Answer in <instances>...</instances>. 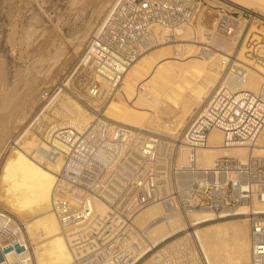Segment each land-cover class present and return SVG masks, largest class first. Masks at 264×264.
<instances>
[{
  "label": "built area",
  "instance_id": "2783aa9c",
  "mask_svg": "<svg viewBox=\"0 0 264 264\" xmlns=\"http://www.w3.org/2000/svg\"><path fill=\"white\" fill-rule=\"evenodd\" d=\"M210 10L205 0H116L66 85L92 120L85 126L63 123L58 101L50 98L29 124L39 142L37 158L61 165L52 209L78 264H139L144 257L130 246L141 234L135 219L153 204L165 209L159 219L204 211L216 220L242 215L239 208L246 204L250 264H264V156L223 157L210 166L199 161L200 151L213 147L215 129L223 133V147L258 144L264 131V72L258 90L245 88L252 64L225 53L219 82L180 132L171 121L172 132L153 131L118 123L106 113L128 69L147 51L177 43V27L201 24L206 38L196 40L206 54L220 51L211 41L215 37L242 38V20L225 9L207 27ZM20 143L14 139L9 146ZM183 150L188 161L180 165ZM186 174L192 180L183 186L179 178ZM96 203L106 212L99 213ZM19 230L0 207L1 264H31L30 249L17 239ZM17 244L24 250L6 258L4 251L17 252ZM190 264H211L199 243Z\"/></svg>",
  "mask_w": 264,
  "mask_h": 264
},
{
  "label": "bare ground",
  "instance_id": "6f19581e",
  "mask_svg": "<svg viewBox=\"0 0 264 264\" xmlns=\"http://www.w3.org/2000/svg\"><path fill=\"white\" fill-rule=\"evenodd\" d=\"M224 1L226 3L231 2L232 5L242 10H253L258 17L264 18V0ZM187 34L191 36L194 42H197L196 39L199 37L200 39L206 38L201 24L198 25V28L193 29L184 25L175 29L177 42ZM211 41L222 51L230 52V54L232 53L231 50L236 47V38L234 37L218 36ZM247 44H250V47ZM242 45V49L240 47V50L233 51V55L253 66L243 87L258 90L262 82L261 73L264 72V32L254 29L249 31L245 43ZM197 47L185 42L176 45L162 44L136 61L128 69L122 84L117 88L113 102L111 101L109 110L106 112L107 115L110 117L112 113L121 112L127 120L140 124V127L153 131L172 132L168 126L161 128L163 119L167 118L168 121L174 122V132H180L184 129L195 109L199 107L216 85L223 69L224 55L216 52L206 54ZM56 77L54 75L50 78L53 84L58 80ZM70 80L71 74L64 77L51 102L58 101L62 109L58 116L63 123H77L80 126H85L92 120V115L77 100L64 92V88ZM171 81L173 83L169 85ZM51 82L47 83L51 84ZM5 88L3 81L0 85V100L4 99V101H0V108L2 106L3 109L10 105L7 102L10 98L3 94L6 91ZM178 93L182 95V98L177 99ZM124 101H127L129 106L136 105L138 110L123 109ZM35 105L36 99L34 97L32 101H28L21 109L19 108L18 115L15 111V117L11 114L5 116L3 115L5 110L4 112L1 110L0 207L10 213L22 214L27 217L24 220L25 217L22 216L29 240H25V237L22 236L25 232L21 234V230L17 231V239L27 244L30 249L31 264H78L72 255L60 222L52 209L53 190L57 182L56 172L60 170L61 165L55 162L44 164L37 158L34 152L39 142L31 131L25 132V139L21 141L17 149L8 150L10 151L9 154L5 151L4 155L1 156L5 137L9 134L12 126L14 123L17 126L26 124L31 118ZM145 120H149L151 125L143 124ZM135 127H139V125ZM17 138L14 139L17 140ZM263 141L260 140L253 147H223V133L215 129L210 133V142L213 147L201 150L199 161L204 166H210L216 159L223 157H238L247 160L250 156H264ZM187 161L188 152L183 150L179 156V164H186ZM191 180V176L187 174L179 178L183 186L188 185ZM160 205H150L140 212V219L143 221L148 219V224L142 231L148 243L145 247L138 249L135 243L131 246L139 257H145L161 242L179 232L186 231L188 232L186 233L188 241L178 245L176 248V250L179 249L178 255L170 257V254H177L178 251L170 250L167 253L164 250L161 254L154 256L156 258L155 264L192 263L195 258L196 243L202 246L211 264H250L247 218L238 221H219L211 227L208 224L216 221V219L213 214L204 211L189 213L188 220L179 212L168 213L164 218L159 219L165 214L164 207L162 206V209ZM96 207L99 213L106 212V207L103 204L96 203ZM247 211V205L242 204L239 213L243 215ZM153 234L159 235L153 238ZM190 243H194L193 248H188ZM186 246L187 250L184 249ZM15 255H20V253L11 250L6 253V258H12Z\"/></svg>",
  "mask_w": 264,
  "mask_h": 264
},
{
  "label": "rangeland",
  "instance_id": "374dc122",
  "mask_svg": "<svg viewBox=\"0 0 264 264\" xmlns=\"http://www.w3.org/2000/svg\"><path fill=\"white\" fill-rule=\"evenodd\" d=\"M205 1L211 7L208 14L207 27L213 25V21L222 9L232 12L233 15L242 20V23L244 24L243 36L240 40H236V47L231 50V54L237 49L240 50V47L242 49V44L245 43L249 31L254 29L264 32V18L258 17L253 10H242L235 5H232L231 2L227 1L228 3H226V1L223 2V0ZM115 2L116 0H0V85L4 81L6 91L3 92V94L11 99H8L7 102H9L10 105L6 109H3L1 106L0 113L1 110L2 112L5 110L3 115L8 116L11 114L15 117V111L16 115H18L17 111L19 108L21 109L28 101H32L34 97L36 99L35 109L31 114L29 121L23 126H17L14 123L9 134L5 137L1 156L4 155L5 151L9 154L10 151L8 150L18 148V146H9L14 138L21 137L22 134V138H17V140L20 139L19 142H21L25 139V132H30L29 124L32 119L37 112L47 104L48 100L56 94L64 77L69 74L72 75L76 70V67L80 63L83 51L92 34L104 22ZM196 28H198V26ZM186 36H183L182 40L177 43H172V45L185 42L194 44L199 48V44L194 42L189 34ZM198 40L203 41L205 39H200L199 37ZM214 45L217 46L215 43ZM249 45L250 44H247L248 47H250ZM154 49L155 48L147 51L144 55ZM216 53L225 55L226 52L220 49V51ZM54 75H56V78L58 79L54 82L55 84L51 82L52 79L50 80ZM220 78L221 75L217 79V82H219ZM47 82H51V84ZM172 83V81L169 82V85ZM68 85H70V82ZM64 92L77 100L85 108L76 97L70 94L66 87L64 88ZM179 93L176 96L177 99L182 98V95H179ZM114 97L115 94L111 100L112 102ZM2 100L4 101V99H1L0 101ZM111 101L109 106L111 105ZM57 105V103L54 104V106ZM17 106L19 107L16 109ZM136 107V105H127V101L123 102V109L138 110ZM108 108L107 111L109 110ZM110 117L118 123L131 126L139 125L140 127V124L127 120L121 112L112 113ZM164 119L161 128L167 126L168 120L167 118ZM143 124L151 125L149 120H145ZM260 140H264V131ZM160 206L163 209L162 205ZM8 213L13 217L15 224L21 226V234L25 232L22 234V236L25 237V240H29L26 229L24 228V220H26L27 217L22 214L16 215L10 212ZM140 215V213L137 215L135 222L139 228H141V234L138 235L136 241L130 243V246H133L134 243L137 244V249L145 247L148 243L142 233L145 226L148 224V219L143 221L140 219ZM189 215H184V218L188 220L190 217ZM22 216H24L25 219ZM244 218H246L245 215H239L226 219H219L218 221L216 220L208 224V226L212 227L214 223L219 221H238ZM186 233L188 232H179L161 242L156 248L148 252L147 255L140 260L139 264H155L156 261L154 260H156V258L154 256L161 254L164 250H166L167 253L170 250L178 251L179 249L176 250L178 245L182 242L186 243L188 241ZM158 235L159 234H153L152 237L156 238ZM193 244L190 246L187 245L189 246L188 248L192 247ZM187 246L184 248L185 250H187ZM178 253L179 251L177 254H170V257L176 256Z\"/></svg>",
  "mask_w": 264,
  "mask_h": 264
},
{
  "label": "water",
  "instance_id": "95a60500",
  "mask_svg": "<svg viewBox=\"0 0 264 264\" xmlns=\"http://www.w3.org/2000/svg\"><path fill=\"white\" fill-rule=\"evenodd\" d=\"M15 249L18 251V252H21V251H23L24 250V247L23 246H21L20 244H17L16 246H15ZM11 250H13V248L11 247V248H8V249H6L4 252L5 253H7V252H9V251H11ZM4 260V254H3V252L2 251H0V262H2Z\"/></svg>",
  "mask_w": 264,
  "mask_h": 264
}]
</instances>
